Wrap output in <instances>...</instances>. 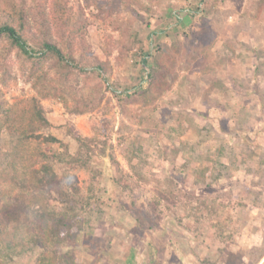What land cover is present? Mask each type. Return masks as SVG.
I'll return each instance as SVG.
<instances>
[{
    "label": "rangeland",
    "instance_id": "374dc122",
    "mask_svg": "<svg viewBox=\"0 0 264 264\" xmlns=\"http://www.w3.org/2000/svg\"><path fill=\"white\" fill-rule=\"evenodd\" d=\"M252 1L248 0L247 6L241 8L236 0H125L109 18L97 9L86 10L89 26L85 33L91 58L107 64L108 73L102 75L103 80L97 73L86 74L69 85L74 90L85 91L88 84L98 105L92 112L70 115L58 99L43 100L51 125L37 134L54 135L68 145L72 155L79 147L75 135L91 139L92 166L76 172L78 185L86 195L92 194V190L96 195L105 188L112 190L105 176L122 177L130 187L125 189L118 181L117 188L102 204L104 215L92 207L78 211L82 234L64 249L67 252L70 246L81 245L73 247L77 259L72 264H148L151 246L158 250L161 264H172L174 260L179 264H200L199 258L207 256L208 247L202 245V251H198L192 232L175 224L171 211L180 209L178 213L183 216L192 214V204L197 202L194 203L195 196L205 198L211 194L224 195L221 202L226 201L236 225L241 228L236 241L228 247L229 252L242 255L239 264L248 262L243 257L246 251L264 244V21L248 20L259 19L261 15L264 19V7L258 11ZM205 2L211 5L209 10H205ZM236 10L244 19H235ZM113 20L118 21L117 25H112ZM127 28L131 33L124 35ZM204 28L207 34L201 37L202 44L209 51L202 47L192 52L190 42ZM134 33L138 41L148 42L144 50L132 41L130 36ZM157 45L166 50L177 45L185 51V55L174 56L176 62L170 68L174 74L168 77L170 90L158 99L155 107L148 101L137 100L127 102L125 110L122 109L116 94L137 90L147 83L150 72L153 76L157 74L159 68L151 59L154 54L160 57ZM229 46L235 47L237 57L228 55ZM143 57L149 58L144 65ZM12 78L10 86L0 95L1 100L9 106L23 105L35 96L17 66ZM69 104L72 109V102ZM131 111L142 116L135 124L130 121ZM191 114L195 116L196 129L210 126L215 133L201 143L195 133H182L185 126L181 123L180 140L188 141L191 146L201 143L194 153L185 150L183 144L173 146L168 137V134L176 137L171 130L173 121H182ZM222 127L233 131L232 134L222 133ZM157 131L162 135H157ZM2 137V150L9 153L11 148L5 133ZM40 145L55 151L61 149L58 144ZM208 146L212 153L223 148L224 154L218 160L226 167H233L226 172L228 176L221 179L216 177L218 174L209 176L201 159H197V154ZM112 154L116 161L110 158ZM131 157L134 164H139L147 182L133 174L129 167ZM191 172L205 177L197 180L199 185L195 188L200 189L191 188L196 180ZM206 178L213 182L209 188L204 183ZM157 179L172 180L177 193L173 203L163 201L159 205L162 212L158 215L153 214V200L160 199ZM244 190L245 199H241ZM241 203L245 204L244 209ZM150 213L161 228L152 229ZM219 242H215L214 251L225 246ZM194 252L204 253L196 257ZM38 253L27 251L15 264H37ZM225 262L223 257L217 264ZM257 264H264V256Z\"/></svg>",
    "mask_w": 264,
    "mask_h": 264
},
{
    "label": "trees",
    "instance_id": "16d2710c",
    "mask_svg": "<svg viewBox=\"0 0 264 264\" xmlns=\"http://www.w3.org/2000/svg\"><path fill=\"white\" fill-rule=\"evenodd\" d=\"M0 1H2V5L0 4V95L14 80L12 73L15 66L20 69L21 77L30 84L35 93V96L23 105L9 106L8 102L0 99V143L5 133L6 141L11 148L9 153L4 152L0 144V264H15L27 251H39L36 257L37 264H72L77 259L75 256L77 251L73 247L79 248L81 245H72L67 252L64 249L67 248L68 243L82 234L83 226L78 211L92 207L96 208L100 215H104L105 209L103 210L102 204L110 198L113 189L117 188L118 181L123 183L125 189H128L130 185L128 181L122 180V177L105 176L107 186L112 187V190L105 188L100 195H96L93 190L90 195L81 191L76 172L92 166L94 151L90 148L91 139L75 135L74 139L79 147L77 153L72 155L68 145L54 135L37 134L51 125L42 102L58 99L69 109L70 115H83L96 108L97 99L93 96L94 93H90L88 84L85 91L79 88L74 90L69 85L71 81H78L80 76L86 74L97 73L103 80V76L108 73L107 64L91 58L85 33L89 26L85 17L86 10L97 9L98 13L108 14L109 18L119 10L125 0H83V2L81 0H31V3L28 0ZM252 2L258 11L264 7V0ZM204 5L205 10L211 8V5L206 2ZM145 10L150 12L149 8ZM117 23V20L112 21V25ZM204 25L205 28H209L206 24ZM205 28L190 42L189 49L192 52L205 47L201 38L207 34ZM209 31L212 33V29ZM130 33V28L124 31V35ZM130 37L133 42L141 46V50H144L148 44L144 40L139 42L137 33ZM205 48L209 51L208 46ZM121 49L126 50L125 44H122ZM228 50L230 57L239 55L233 46H229ZM156 52L160 54V57L154 54L151 55V59L159 68L157 74L153 76L150 72L147 83L139 86L137 90L116 94L122 109L125 110L127 102H137V100L140 103L148 101L150 106L155 107L158 99L164 97L170 90L171 80H168V77L174 74V70H170L176 62L173 60L175 57L185 55V51L177 45L168 47L167 50L157 45ZM148 59L143 57V65ZM69 102L73 104L72 109ZM194 117L192 114L186 116L183 118L185 122H182L183 119L182 121L174 120L171 130L176 133V137L172 138V135L168 134L173 146L177 143L183 144L184 149L192 153L197 146L206 142L205 139L209 135L215 134L210 126L203 129L207 133L196 129L193 126L195 125ZM141 118L142 116L133 114L131 111L132 124L140 121ZM181 123L185 126L182 128L184 129L182 133H195L200 136L201 143L191 146L188 141L180 140L178 134L180 135ZM220 131L227 135L233 132L227 127H222ZM158 134L162 135L157 131ZM42 143L58 144L61 149L55 151L51 148H41ZM104 153L105 149L102 150V154ZM222 154H224L222 147L212 153L208 146L197 154L199 158H196L201 159L209 176L218 174L216 177L221 179L228 176L226 172L233 168L226 167L222 161L218 160L223 156ZM110 158L116 161L114 154L110 155ZM132 158L129 159V167L133 170V174L144 179L141 181L147 182V177L139 170V164H134ZM190 160L193 161L192 156ZM97 171L100 173L99 169ZM191 173L196 179L193 183L194 187L191 188L200 189L195 188L199 185L197 180L205 177L202 174L197 177L193 172ZM129 177L132 178L131 175ZM231 177L229 173L228 179ZM155 182L160 188L157 190L160 193V199H154V207H152L153 214L158 215L160 211L162 212L159 205L163 201L173 203L177 193L172 180L157 179ZM204 183L207 184L206 188H209L213 182H209L206 178ZM244 193L245 190L240 195L241 199H245ZM223 196L219 194L207 195L205 198L195 196L194 203L197 202L196 205L192 204L193 213L187 216L178 213L180 209L171 211L174 223L188 233L192 232L197 240L198 251H202V245L208 247L207 256L203 259L199 258L203 264H217L223 257L226 259L224 264L241 263L239 260L242 259V255L228 251L229 244L236 241L241 228L236 225V220L226 201L221 202ZM239 205L244 209L245 204ZM153 214L148 215L152 229L161 228L158 226L156 217H151ZM216 241L225 243V246L214 251ZM158 253V250L150 247L148 264H161ZM199 253L194 252V255L199 257ZM226 254L228 258L225 257ZM263 256L264 244L251 248L243 255L248 259L245 264H257ZM129 262L133 263L131 260ZM172 264L179 263L174 260Z\"/></svg>",
    "mask_w": 264,
    "mask_h": 264
},
{
    "label": "crops",
    "instance_id": "0c3cea01",
    "mask_svg": "<svg viewBox=\"0 0 264 264\" xmlns=\"http://www.w3.org/2000/svg\"><path fill=\"white\" fill-rule=\"evenodd\" d=\"M238 3L236 4L237 6H240L241 8H244V7H246L247 6V1L248 0H236ZM236 13H235V19L236 20H242V19H244L243 17H241V15H240V12L239 11H235ZM253 18V19H252ZM248 20H249V22H256V20H260V21H264V19L262 18V15H261V17H259V19H255L254 17H250V19L248 18Z\"/></svg>",
    "mask_w": 264,
    "mask_h": 264
}]
</instances>
